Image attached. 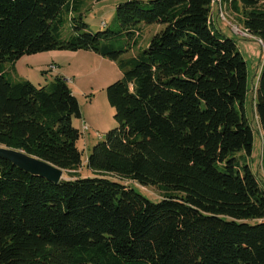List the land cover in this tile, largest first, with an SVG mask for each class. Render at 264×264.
Masks as SVG:
<instances>
[{
	"label": "trees",
	"instance_id": "trees-1",
	"mask_svg": "<svg viewBox=\"0 0 264 264\" xmlns=\"http://www.w3.org/2000/svg\"><path fill=\"white\" fill-rule=\"evenodd\" d=\"M212 2L127 0L92 33L86 0H0V147L70 178L56 184L0 158V264H264L247 63L213 25ZM227 8L264 44V0ZM154 24L165 28L123 58ZM54 50L92 51L123 72L107 88L119 126L92 149L91 177L81 176L82 114L68 82L7 76L8 63ZM255 95L264 167V65ZM124 181L165 193L153 202Z\"/></svg>",
	"mask_w": 264,
	"mask_h": 264
},
{
	"label": "rangeland",
	"instance_id": "rangeland-1",
	"mask_svg": "<svg viewBox=\"0 0 264 264\" xmlns=\"http://www.w3.org/2000/svg\"><path fill=\"white\" fill-rule=\"evenodd\" d=\"M127 0H86L83 10L84 21L92 33L105 32L113 23L116 8ZM150 1V0H144ZM216 10V9H215ZM232 23V25L230 24ZM222 32L235 41L237 48L247 63L249 92L245 101L246 116L254 129V145L248 164L255 175L264 182V167L262 165L263 135L255 111L256 88L264 65V45L256 38H244L234 31L235 26L245 28L238 21L219 20ZM140 46L123 58L138 56L146 48L150 40L162 30L164 25H143ZM219 29V27H217ZM70 25L64 33L66 38L74 35ZM225 36V35H224ZM54 67L55 69H52ZM7 76L15 80H29L36 85H47L60 77L65 79L78 99L81 118L73 119V126L80 131L81 138L78 147L82 152V177H91L94 173L87 167L88 157L98 143L104 140L106 134L119 126L115 119V110L111 107L107 88L122 79L118 62L111 61L92 51L54 50L34 55H27L6 66ZM86 126L87 130H84ZM118 180L116 177H112ZM64 179H70L64 173ZM125 184L134 185L130 181ZM137 190L153 202H159L164 191L158 187H141Z\"/></svg>",
	"mask_w": 264,
	"mask_h": 264
},
{
	"label": "water",
	"instance_id": "water-1",
	"mask_svg": "<svg viewBox=\"0 0 264 264\" xmlns=\"http://www.w3.org/2000/svg\"><path fill=\"white\" fill-rule=\"evenodd\" d=\"M0 158L10 161L14 166L31 175L45 178L53 183L58 184L64 180L65 171L63 169L22 151L0 147Z\"/></svg>",
	"mask_w": 264,
	"mask_h": 264
},
{
	"label": "built area",
	"instance_id": "built-area-1",
	"mask_svg": "<svg viewBox=\"0 0 264 264\" xmlns=\"http://www.w3.org/2000/svg\"><path fill=\"white\" fill-rule=\"evenodd\" d=\"M234 0H213L212 6H217L219 10V18L223 21H228L227 7L233 3ZM232 25V23H230ZM234 31L244 38H253V36L246 30H241L238 26H235ZM264 45V44H263ZM264 51V48H263ZM52 69H55L52 67ZM85 129L86 126L84 127Z\"/></svg>",
	"mask_w": 264,
	"mask_h": 264
},
{
	"label": "crops",
	"instance_id": "crops-1",
	"mask_svg": "<svg viewBox=\"0 0 264 264\" xmlns=\"http://www.w3.org/2000/svg\"><path fill=\"white\" fill-rule=\"evenodd\" d=\"M227 15H228L229 20L238 21L239 22L238 18L235 17V15H233L228 8H227ZM211 20H212L213 25L215 26V28L219 27V29L218 28L217 29L220 31V33L222 35L226 36V34L224 32H222V30H221L222 28L219 26V20H221V19L219 18V10H218L217 6H212Z\"/></svg>",
	"mask_w": 264,
	"mask_h": 264
}]
</instances>
